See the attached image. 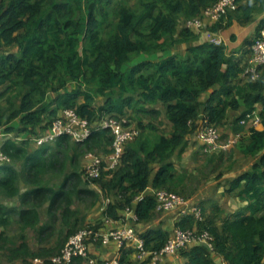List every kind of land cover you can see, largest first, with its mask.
<instances>
[{"label":"trees","instance_id":"1","mask_svg":"<svg viewBox=\"0 0 264 264\" xmlns=\"http://www.w3.org/2000/svg\"><path fill=\"white\" fill-rule=\"evenodd\" d=\"M217 1L0 0V119L8 113L7 124L19 120L17 129L9 127L6 132L36 134L37 129H47L66 109L74 110L92 127L110 117L128 126L132 119L128 111L141 103L163 105L170 127L169 133L163 134L157 132L153 122L131 124L139 130L138 137L123 146L116 169L102 172L99 179L92 181L84 180V169L76 172V157L94 152L108 156L113 137L107 129L93 128L83 142L62 136L53 149L41 147L33 152L28 150L27 139L2 141L0 149L12 163L0 166V198L17 203L15 207H6L0 201V250L9 253L10 262L27 264L40 258L44 264H51L49 259L63 242V238L55 241L54 247L47 242L56 221L67 231L65 239L90 227L83 226L82 219L71 209L79 195L90 200V208L94 205L98 194L90 184L105 195L114 192L122 199L106 206L105 215L111 219H117V211L130 206L150 182L154 190L175 187L174 167L168 160L194 134L200 115L218 128L228 111L242 107L241 115L231 122L230 128L233 135H241L249 126L243 152L250 156L259 154V159L250 171L232 180L226 192L239 190V196L253 207L252 212L226 216L217 204L208 202L212 211L206 216L201 203L203 222L186 215L175 226L208 231L214 253L226 264H264V214L255 215L264 209V69L259 79L249 81L242 74L247 55L244 60L227 56L224 46L198 42L199 36L182 26ZM235 1L237 9L226 14L234 13L228 17V23H223V17L209 30L216 32L231 26L233 20L244 23L254 17L253 4ZM255 1L264 5V0ZM180 23L182 28L178 30ZM261 28L264 19L254 37ZM185 32L192 42L197 41L187 47L183 56L145 61L121 71L131 55L167 52L180 44L178 39L188 36ZM251 42L247 44V54ZM13 46L18 47V54L8 51ZM69 81L76 82L78 87L69 90ZM210 89L208 98L201 102L200 96ZM14 90L18 94L16 100L19 98L16 103L7 96ZM97 99L100 102L96 104ZM253 112L259 117L261 130L246 118ZM147 113L158 119L157 110ZM154 165H158L157 171L150 181ZM20 184L24 186L22 192ZM78 184L86 189L79 191ZM61 203L63 208L57 219ZM154 208V197H143L135 208L136 219L148 220ZM12 224L19 231L14 240L7 233ZM27 233L32 234L33 248ZM141 238L145 249L150 242H156L151 251H159L168 236L148 231ZM179 254L184 258L183 264H214L212 253L201 244L191 245ZM71 264L85 263L77 258Z\"/></svg>","mask_w":264,"mask_h":264},{"label":"crops","instance_id":"2","mask_svg":"<svg viewBox=\"0 0 264 264\" xmlns=\"http://www.w3.org/2000/svg\"><path fill=\"white\" fill-rule=\"evenodd\" d=\"M246 2L241 1V4H245ZM255 17L252 18L250 23L244 22V23H238L235 20H233L231 26L225 29H220L216 32H212L209 30V28L213 25L209 21H204V31L200 33L198 42L205 41L206 35L208 34H215L216 36H219L222 38L225 44V52L227 56H232L234 58H241L244 60L245 56L247 55V44L251 42L254 38L255 31L257 29V26L261 20L264 19V9L260 13H256L254 15ZM242 24V25H241ZM180 28H182L181 23L179 25ZM249 32V35H245V33ZM246 36V37H245ZM243 37H245L244 44L242 43ZM196 41L193 42H182L180 44H177L173 46L165 55H163L160 58H152L148 59L146 61H155L157 59H162L167 56L171 55H179L183 56L186 52L187 47L195 45ZM8 51H12L16 54H18V47L13 46L9 48ZM1 54V53H0ZM145 62V61H141ZM139 62V63H141ZM133 66V65H132ZM5 87L3 88V90ZM70 90V89H69ZM212 89L206 91L201 99L204 102L208 96L210 95ZM8 94L7 96H9ZM51 94L49 95V97ZM19 101V98L16 100V102ZM100 102V101H99ZM5 102H1V105H4ZM157 110L159 112L158 119H152L149 114L147 113L150 110ZM261 109V107L258 108V111ZM142 110H145L144 112ZM241 110L243 111L242 107H239L237 110H230L227 113V118L224 121V123L217 128L219 130V134L221 136H233V131L230 128L231 122L238 118L234 117L237 112ZM242 113V112H241ZM128 114L130 115L131 124L136 125L137 122L141 121L143 125H147L150 122H153L156 130L158 133L168 134L170 131V127L166 122L165 114H164V106L157 103L155 105H149V104H139L133 111H128ZM241 115V114H240ZM202 114L200 115V119L196 122V125L201 121ZM128 125L130 127H134L132 125ZM13 128L17 129L19 127V120L14 119L10 121L5 127L0 126V129L2 132H5L12 136H18L20 137V141L22 140H29V143H32L30 141L33 134H30L28 132H21V133H15L13 131L6 132V128ZM254 128L261 130L260 123H257L256 125H253ZM249 126H246L242 132V138L238 142L237 147L234 148L230 154V164H232V167H228V170L222 171L217 170V172L213 173L212 167L214 166L215 162L210 163L211 160H214V158H219V155H203V152L201 151L199 145L194 141L193 135H190L186 138L184 144H182L180 147L177 148L176 152L170 157L168 160L169 163H171L174 167V181L178 182L180 187L187 191L189 189V185L191 188L194 187V192L192 194H186L185 198V204L182 206L177 207L173 211L169 213H156L152 212L150 215V218L146 221H138L135 216V208L137 203L139 202V199L135 198L133 202L130 204V206L126 207L124 210H118L117 211V219H111L108 218L105 215V209L108 204H115L122 202V199H120L117 195L114 194V192L107 193L105 195L103 191L95 186L90 184V187L92 190H94L98 194L97 201L94 203V205L90 208H88L86 214L80 218L82 219L83 226L90 225V227H95L97 231L100 233H106L111 230H118L125 227H130L135 232V240H128L124 244V246L120 249L118 247V244L114 240H110L106 243H103L101 241H89L87 245V251L88 254L95 258L98 261H111L113 259H118L119 263L120 260L122 261L120 264H154V259L152 258V252L151 249L155 245L156 242H150V244L146 247L145 251L146 253L144 255H139L138 253V239L142 240L141 236L145 234L148 231H160L162 233H165L168 236V239L171 237V233L175 227V224L177 221H180L184 216L186 215H192L191 211L193 208L198 207L200 208V204L203 205L204 215H209L212 211V207L210 204H207L208 202H213L217 204L220 209L225 213L228 211L227 208L224 207L223 203L221 201H216L212 199H207L204 201H198L197 193L200 189L203 187H206V185L209 183L208 180H213L211 183L218 186L219 183L216 184V181L218 178L225 176V179H222L226 181L224 185L225 191L229 188V184L231 181L228 179V174H231V177L234 179L238 177L240 174L244 172H248L251 170L253 164H255L259 159V154H256L254 156L246 155L243 152L244 144L242 141H246L247 137L249 136ZM38 131V129H37ZM240 135V136H241ZM6 138L1 137L0 142L4 141ZM240 145V146H239ZM37 150V149H36ZM205 156L210 157L208 160L203 161L202 157L205 158ZM235 156H238L239 158H236ZM227 158V156H225ZM213 158V159H212ZM102 160L105 165L109 163V160L107 156H102ZM218 160V159H215ZM88 159L85 158L83 161V164H81L80 172L85 169L87 166ZM158 165H154L152 167V171L157 168ZM212 171V173L208 172L207 170ZM239 171H241L240 174H237ZM243 171V172H242ZM78 171V173H80ZM203 172L205 175H202ZM154 172L150 174V181L154 177ZM233 179V180H234ZM20 191L22 192L24 190V186L21 184L19 185ZM151 182L149 187L141 194V197H145L147 195H150L152 192ZM239 190H235L233 193H235V196L239 199V203H244L243 207H240L236 210L235 213L228 214L226 216H231L233 214L241 213V214H250L252 212L253 207H249L250 202L245 197H240L238 194ZM226 200H229L230 195H226ZM198 201L194 207L190 206L187 201L191 204V202L194 203V201ZM3 205L6 207L11 206H17V203L14 200H6L2 199L0 200ZM187 203V204H186ZM192 207V209H190ZM201 209V208H200ZM202 211V210H201ZM264 214V209L259 210L256 212V216H260ZM60 226V221L57 222ZM194 245V244H192ZM191 246V245H189ZM187 246L186 248H189ZM212 260L213 258L217 261L220 256L216 255L214 252H212ZM221 258V257H220ZM40 259V258H35ZM34 259V260H35ZM33 260V262H34ZM42 260V259H41ZM222 260V259H221ZM214 261V260H213ZM31 262V264H33ZM184 258L178 254V255H169V254H162L159 255L155 264H183ZM39 264H44L43 262ZM215 264V263H214Z\"/></svg>","mask_w":264,"mask_h":264},{"label":"built area","instance_id":"3","mask_svg":"<svg viewBox=\"0 0 264 264\" xmlns=\"http://www.w3.org/2000/svg\"><path fill=\"white\" fill-rule=\"evenodd\" d=\"M236 9L237 4L235 0H218L213 5L204 9L199 17L184 21L182 26L189 31L200 34L204 31L203 22L205 20L212 24H216L225 17L228 12L235 11ZM205 42L215 46H225L222 38L215 34L206 35ZM263 69L264 28H261L257 31L256 36L248 47L246 64L242 74L249 81L254 82L259 79ZM246 118L252 120L253 125L259 123V117L255 112L247 115ZM244 122L245 121H241L240 124L242 125ZM93 128H95V130L107 129L113 137L111 152L107 156L109 160L107 165L104 164L102 157L98 154H89L86 156L88 163L84 169L83 178L86 181L97 180L101 177L102 172L116 169L120 162L123 146L138 137V129L126 126L120 120L112 117L106 118L92 127L87 120L79 118L74 110L66 109L61 111L60 117L54 119L47 129L39 128L37 133L33 134L30 141L38 148L52 144L62 136H68L73 142H83L88 138ZM194 134L197 144L201 143V146L199 145L201 151L208 155L228 151L233 148L240 139V134L238 133L228 137V139L222 143L217 128L209 125L206 119H204V116H202L201 121L196 125ZM1 137L20 142V137L9 135L2 132L0 129V138ZM6 164H11V159L0 149V166ZM150 195L155 199L154 212L156 213H169L177 207L184 205L186 202L180 195L165 189H153ZM142 198L141 195L137 197L139 201ZM191 214L197 222L204 221L200 208H193ZM110 240L116 241L118 247L121 249L126 241L135 240V232L130 227L111 230L106 233H100L95 227L82 228L72 234L62 249L52 256L49 261L51 264H71L74 259L80 258L85 264H120L118 259L101 262L88 254L87 245L89 241H101L106 243ZM212 241V236L206 230L182 229L175 226L171 233V237L167 239L163 248L159 251L152 252V258L155 261L154 264L159 255L169 254L175 256L178 255L181 250L192 244L204 245L208 251L212 253L214 252ZM138 253L139 255H144L146 253L143 240L140 239H138ZM41 262H43V260L35 259L33 264H39ZM222 264H226V262L222 260Z\"/></svg>","mask_w":264,"mask_h":264},{"label":"rangeland","instance_id":"4","mask_svg":"<svg viewBox=\"0 0 264 264\" xmlns=\"http://www.w3.org/2000/svg\"><path fill=\"white\" fill-rule=\"evenodd\" d=\"M241 1H242V3L244 1V2H249V3L253 4L254 9L256 10V13H260L264 9V5H262V3L260 4L259 2H256L255 0H241ZM232 15H234V13H229L228 15H226L224 17L223 23H225V24L228 23V17L229 16H232ZM250 20L248 21V23L251 22ZM177 29L178 30L181 29L179 27V25L177 26ZM190 33H192L196 37L200 35V34H198L196 32H191L190 31ZM185 34L188 35L189 33L185 32ZM246 34L248 36L249 35V32L245 33V35ZM250 35H251V33H250ZM245 37H243V40H242V43L241 44H244ZM191 39H192V37L188 35V36H184V38H181V39H178V40H179L180 43H182V42H192ZM167 52H164V53L158 52V53H153V54H144V53L133 54V55L130 56L129 62L123 65V67L121 68V71L124 72L127 69H129L130 67H132V65L134 66V65L138 64L141 61H146V60L152 59V58H160L163 55H165ZM67 87L70 90H73L76 87H78V84L76 82L69 81L68 84H67ZM82 88H83V86H82ZM202 95L200 96V101H203L201 99ZM17 96H18V94H17L16 90L12 91L10 93V95H9L10 98H14L15 100H16L15 97H17ZM15 100H13V103H16ZM99 100L100 99H97L96 104L99 102ZM2 110H3V108H0V114H2ZM241 112L242 111L239 110L234 117L236 118V117L240 116ZM7 115H8V113H6V115L5 116H2V118L0 119V125L3 126V127H5L7 125V122H6ZM218 133H220L219 130H218ZM192 135L194 137V141L197 143L196 138H195V134H192ZM227 139H228V136H221L220 141L222 143H224ZM242 142L244 144L245 141H242ZM54 143L49 144V145H45L43 147H49V148L53 149L55 147V144ZM237 144L233 148H231L230 150H228V151L218 152L216 154H213V155H219L220 154L219 155V158H214V160H211L210 161V163L215 162L214 166L212 167V171L214 170L213 173L217 172V170H220V169L222 171H224V170H228V167H232V164H230V161H231L230 156L231 155L228 154V153H231V151L234 148L237 147ZM198 145L201 146V143H199ZM36 149H38V147L35 144H33V143H30L29 144V147H28L29 152H33ZM89 154H99V155H101L100 153H96V152H94V153H80L78 155V157H76V161H75L76 164H75L74 168L76 169V172L80 171V168H81L80 165L83 164L84 159ZM204 154L205 153H203V155ZM206 155H208V154H206ZM225 156H227V158ZM235 157L236 158H239L238 156H235ZM209 158L210 157L205 156V158L202 157V160L205 161V160H208ZM215 159H218V160H215ZM16 165H18L17 162H16ZM156 171H157V168L154 169L152 172L155 173ZM207 171L210 172V173H212L211 169H210V171L209 170H207ZM205 173H207V172H203L202 175H205ZM240 173H241V171H239L237 174H240ZM225 176L226 175L218 178V180L216 181V184L217 183H219V184H218V186L216 185V188H215V185L211 183L213 180L209 179L208 180L209 183L206 185V187H203L197 193V198H198V201H200V202L201 201H204V200H207V199H212V200H216L217 199L216 201H221L223 203L224 207L227 208V210H228L225 213V215H228V214H231V213H235L238 208L244 206V203H239L238 202L239 199L235 196V193H233L234 191H232V192H226L225 191L224 185H225L226 181L225 180L222 181V179H225ZM47 178L48 179H52L53 177L48 176ZM228 179H229V181H232L234 178L231 177V174H228ZM178 184L179 183L177 182L176 186L173 187V188H170L169 190L172 191V192H174V193H176V194H178V195H180L184 199L187 196L186 194H192L194 192V187L191 188L190 185H189V189H187V191H185ZM77 189L79 191H82V190L86 189V187L85 186H82L81 184H78ZM87 189H90V187L87 188ZM228 194L230 195V197H229V200H226V198H227L226 195H228ZM0 200H2V199L0 198ZM198 201L195 200L194 203L191 202V204L187 201V203L190 206L194 207ZM89 205H90V200L88 198H86L85 196H83V195H79L75 199V202L72 204L71 209L76 212L77 217H80V216L83 217L86 214V212H87V210L89 208ZM192 207L190 209H192ZM62 208H63V203H61V205H60V207H59V209L57 211V219H60V215H61V212L60 211L62 210ZM57 222L58 221H56L55 224H54L55 225V228H54V231H53V235H51L50 237H47V242H48V244L51 247H54V244L56 243L55 241H58V240L62 241V238H63L62 244L61 245L60 244L58 245V248L54 251V254L58 253L62 249V247L65 245V243L67 242L68 238L70 237L69 236L67 239H65V235H66V232L67 231L65 229L61 228V226ZM17 231H18V229L13 224L11 226H9L7 228V233H8L9 238L12 239V240H14L17 237ZM60 233H62V234H60ZM27 235L30 237V246H31V248H33L34 245H35V243H34V241L31 240L32 234L31 233H27ZM8 255H9V253L5 249L0 250V264H26L25 262H21V261L10 262L8 260ZM34 259L30 260V262L27 263V264H31V262H33ZM218 259H220V260H217L216 261L213 258L214 263L215 264H222L221 258L219 257ZM263 261H264V259H263Z\"/></svg>","mask_w":264,"mask_h":264}]
</instances>
